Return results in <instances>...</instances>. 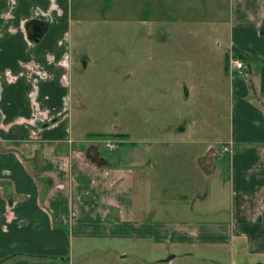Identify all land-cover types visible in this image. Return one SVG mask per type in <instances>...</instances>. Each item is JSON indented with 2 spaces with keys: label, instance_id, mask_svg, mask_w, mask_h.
<instances>
[{
  "label": "crops",
  "instance_id": "crops-1",
  "mask_svg": "<svg viewBox=\"0 0 264 264\" xmlns=\"http://www.w3.org/2000/svg\"><path fill=\"white\" fill-rule=\"evenodd\" d=\"M96 4L0 0V264H264V0H222L226 18L205 17L245 76L222 68L231 126L175 152L192 161L184 181L160 176L145 140L114 131L129 144L120 160L77 132L69 78L106 22ZM168 123L174 137L195 126Z\"/></svg>",
  "mask_w": 264,
  "mask_h": 264
},
{
  "label": "rangeland",
  "instance_id": "rangeland-1",
  "mask_svg": "<svg viewBox=\"0 0 264 264\" xmlns=\"http://www.w3.org/2000/svg\"><path fill=\"white\" fill-rule=\"evenodd\" d=\"M95 1L99 8H107L97 14L106 22L90 28L81 45L88 59L76 55L78 66L69 78L71 93L82 104L77 132L94 137L105 153L109 151L101 141L114 140V131L145 140L137 146L149 147L145 157L162 167L160 176L184 181L182 171L192 161L175 152L192 138L205 142L201 147L213 146L211 142L226 139L231 126L228 82L222 69L225 47L216 45L220 39H214L205 20L209 11L213 20L226 18L225 10L218 12L222 0H159L156 6L150 0ZM144 17L149 25L141 27L137 21ZM217 25L213 31L225 30ZM175 117L194 121L195 126L183 136L160 132ZM117 140L110 155L122 160L129 144ZM161 149L172 155L151 156V151Z\"/></svg>",
  "mask_w": 264,
  "mask_h": 264
},
{
  "label": "built area",
  "instance_id": "built-area-1",
  "mask_svg": "<svg viewBox=\"0 0 264 264\" xmlns=\"http://www.w3.org/2000/svg\"><path fill=\"white\" fill-rule=\"evenodd\" d=\"M228 67L234 71L238 76H245L244 66L241 60L237 58H229L228 60ZM103 143L104 147L108 150H112L116 143L114 141L110 140H103L101 141ZM223 152L226 151V147H222Z\"/></svg>",
  "mask_w": 264,
  "mask_h": 264
},
{
  "label": "trees",
  "instance_id": "trees-1",
  "mask_svg": "<svg viewBox=\"0 0 264 264\" xmlns=\"http://www.w3.org/2000/svg\"><path fill=\"white\" fill-rule=\"evenodd\" d=\"M225 61H227V56H225ZM225 68H226V62L223 65V69H225ZM112 136H115V135H112Z\"/></svg>",
  "mask_w": 264,
  "mask_h": 264
}]
</instances>
